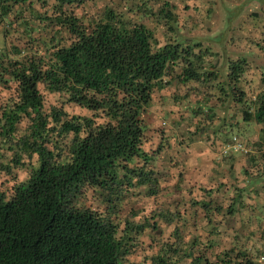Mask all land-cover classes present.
Wrapping results in <instances>:
<instances>
[{
	"label": "trees",
	"instance_id": "16d2710c",
	"mask_svg": "<svg viewBox=\"0 0 264 264\" xmlns=\"http://www.w3.org/2000/svg\"><path fill=\"white\" fill-rule=\"evenodd\" d=\"M181 1L201 19L212 13L200 0ZM179 12L172 0H0V173H26L0 193V264H126L136 249L149 251L138 264H259L257 252L264 259L232 226L245 207L242 190L223 206L215 202L217 189L198 185L199 198L179 210L173 195L188 186L183 170L190 160L164 168L143 149L142 117L180 113L200 89L188 83L212 94L195 102L193 117L180 118L177 129L198 116L208 125L219 121L216 110L204 111L212 95L232 110L229 122L240 114L246 126H260L257 149H264V89L253 94V67L231 61L218 79L213 52L183 36L198 21ZM168 87L176 90L171 101L161 95ZM47 97L54 99L48 108ZM194 127L188 146L208 138L200 120ZM221 133L223 145L235 137L247 150L249 136ZM87 187L101 211L77 203ZM133 192L164 201L141 220L138 212L120 219ZM188 225L195 232H185Z\"/></svg>",
	"mask_w": 264,
	"mask_h": 264
},
{
	"label": "rangeland",
	"instance_id": "374dc122",
	"mask_svg": "<svg viewBox=\"0 0 264 264\" xmlns=\"http://www.w3.org/2000/svg\"><path fill=\"white\" fill-rule=\"evenodd\" d=\"M211 1H213L214 4V13H211L209 18L201 19V17L198 14H194V12L184 11L182 9L183 2L181 0H172L173 4L180 10L179 13L181 15L188 18L192 17L199 23L198 27H195L192 30L183 31L184 38L190 39L192 43L200 42L208 46L213 52V57H216L218 60V67L216 70L221 81H224L225 79V71L227 70L226 68H228V64L231 63V61H236L238 59H248L251 62V67H253L255 71L254 74H260L258 72V65H262L264 62L263 59H259L264 53V23L262 22V19H264V13L262 12L264 11V0ZM211 1L200 0L198 6H200V9L206 10L207 4L211 3ZM249 1H251L252 4L249 5ZM255 2H257L258 5L255 4ZM203 5L205 6V9L202 8ZM91 12H93V9L89 11V13ZM249 23H251L253 27H258V30H248ZM155 32L157 39L162 43L161 30L158 28L155 29ZM247 34L248 37L243 40L242 37ZM4 45L0 33V48L4 47ZM247 49L251 50L247 51ZM251 52L257 53L259 57L254 55V58H252L250 55ZM209 61L212 62V58H209L205 63V66L210 64ZM205 68L211 70L210 68L208 69V66ZM263 68L261 73L262 71L264 73ZM212 70L214 69L212 68ZM258 76L259 75H257V77ZM259 85L264 89L263 83H259ZM197 86L200 87V89L197 91L196 95H190V102L185 103L184 106H182L185 109V106L189 105L186 111L181 109V112L176 113L173 117L166 114L160 116L157 113L147 111L142 117L145 128L143 149L150 154H155L157 160H155L154 164L159 162L164 168H167L170 165L171 160H177L178 162L190 160L186 170H183V180H185V183H187L188 186L185 185V191L176 194V196L175 194L173 195V199L178 203L179 210H185V207L191 203L190 201L192 199L196 197L199 198V193L193 191L198 188V185L205 188L211 187L214 190L217 189L218 192L214 195L215 202H217V204H222L223 206H228L233 201V197L239 193L237 190H242L239 194H241L242 197L241 204L245 205V207L241 208L242 210L235 214L232 220V226L237 232H244L243 238L241 237L240 242H242V244L245 243L248 250H251L252 254H255L256 250L262 249V251H264V149H257L261 137L260 130L257 129L255 123L251 124L249 139L247 138L243 140L247 148V153L234 150L221 155L223 143L216 141L217 139L222 138L220 137L221 135L218 134L222 132V136L225 134V137L228 138L237 134H240L241 136V133H239L240 130L238 129L239 126H243L244 123L241 120V116H238V114L235 121L229 122L230 119H228L227 123L226 118L231 116L232 110L226 109V104L219 106L214 100L215 96L212 95H209L208 100L205 98L207 102L205 101L206 103H203L204 111H207V114H209L211 111L208 109L213 108L216 110V116L221 119L224 118V121L221 119L218 121V119H216L208 125L204 122V116H198L197 120L185 123L181 128L177 129L175 127V122H180L178 121L180 118L192 116L190 107L194 106L195 102H201L206 96L205 94H212L210 91H207V93L204 87ZM259 91L262 90L257 88V84L255 83L252 92L253 94H256ZM175 92L176 90L174 87L166 88L161 92L163 100L168 98L171 101L172 97L176 96ZM185 92V90H181L177 93L181 96ZM53 104L54 99L52 97H47L45 101L46 108ZM80 114L82 113L80 112ZM199 120L201 122V128L205 130V134H207L208 138L205 139L203 138V135H199L197 136V141L194 142L196 144L192 143L188 146L186 141L189 138L190 133L195 130L194 125ZM236 121L240 122V125L235 124L234 122ZM231 123L233 124V128L229 130V125ZM25 125L26 120L22 119L19 127L24 128ZM225 125L227 126L226 128ZM214 130H217L216 134L213 133ZM211 142L214 143L213 147L210 146ZM207 148L209 153H214L213 157L210 159H204L207 154L199 155L200 157H197V153H204ZM8 156L9 153H4L3 160H7ZM196 157L203 162L198 164H196V162L194 163L192 159ZM25 176L26 173L16 170L9 175L6 173H0V193H10L12 186L19 181H23ZM220 183H222L223 186L219 185ZM172 184H174V182H171L168 186H171ZM235 188L236 190H234ZM188 190H190L191 193H197L195 196H189ZM133 193V197L127 198L123 204L120 219L127 214L138 212L137 219L141 220L145 216H150L152 211L160 209V204L164 201L162 195L158 198H147L142 195V193L137 196L136 192ZM77 203L80 206L92 210L101 211L103 209L91 188L88 187L84 189L83 194L80 196ZM161 227L163 232L170 231V229L165 227L164 224H161ZM185 232H195V230L191 225H188L185 228ZM147 255H149L148 250L136 249L133 254L126 257V264H138L142 260V257ZM258 255L259 253L257 252L256 259L259 264H264V259L259 258ZM260 255L264 256V252Z\"/></svg>",
	"mask_w": 264,
	"mask_h": 264
},
{
	"label": "crops",
	"instance_id": "0c3cea01",
	"mask_svg": "<svg viewBox=\"0 0 264 264\" xmlns=\"http://www.w3.org/2000/svg\"><path fill=\"white\" fill-rule=\"evenodd\" d=\"M211 1V0H210ZM250 2V3H249ZM248 3H249V5L250 4H252L251 3V1H249ZM254 3V2H253ZM255 4H257V2H255ZM258 5V4H257ZM213 6H214V4H213V1H211V3H209V4H207V9H209V8H211V10H212V13H214V11H213ZM239 6V5H238ZM202 8H204L205 9V6L203 5L202 6ZM263 10V9H262ZM261 10V11H262ZM263 13H264V11H262ZM262 22L264 23V19H262ZM263 26H264V24H263ZM252 30V31H257L258 30V27H253L252 26V24L251 23H249L248 24V30ZM248 30H247V33H248ZM246 37H248V34L246 35V36H244V37H242V39L243 40H245L246 39ZM251 49H247V51H250ZM250 55L252 56V58H254V55L256 56V57H259L258 55H257V53H253V52H251L250 53ZM216 58V57H215ZM245 58V57H244ZM259 59H263V61H264V53H263V56H261ZM245 60H246V58H245ZM250 65H251V62L247 59L246 60ZM258 67H259V69H258V72L260 73V74H254V76H253V85H255V83L257 84V88H259L260 90H263L262 88H261V86L259 85V83H263V85H264V76H260V75H264V73H263V71H262V73H261V70H262V68L264 67V62L262 63V65H258ZM263 70H264V68H263ZM214 71H216L217 72V70L216 69H214ZM228 73V72H227ZM226 73V71H225V75L227 74ZM256 75V76H255ZM257 75H259L258 77H257ZM217 77H218V79H219V77L220 76H218V72H217ZM256 77H257V79H256ZM205 83V82H204ZM213 84H216L215 82H212ZM212 83H205L207 86L208 85H210V86H212ZM197 85H199V84H192V83H188V87H197ZM260 92V91H259ZM214 95H215V93H214ZM216 97V96H215ZM215 100V99H214ZM216 101V100H215ZM238 116H240V114H238ZM229 117L230 116H228L227 117V119H226V122L228 123V119H229ZM242 118V117H241ZM255 125V124H254ZM257 125V129L258 130H260V126L258 125V124H256ZM239 130H240V133L243 135L244 134V137H246V136H249V132H251V128H250V126H246L245 124L242 126V125H240L239 126ZM224 132V131H223ZM248 138V137H247ZM247 138H245V139H247ZM244 139V140H245ZM249 139V138H248ZM216 141H220V139H217ZM220 143H221V141H220ZM194 144H196V143H194ZM224 146L225 145H222V150H223V148H224ZM194 149V148H193ZM205 154H207V156L206 157H204V159H210L211 157H213L214 156V153H209V151H208V148L207 149H205V152L204 153H201V152H199V153H197V157H200L199 155H205ZM221 155H222V153H221Z\"/></svg>",
	"mask_w": 264,
	"mask_h": 264
},
{
	"label": "built area",
	"instance_id": "2783aa9c",
	"mask_svg": "<svg viewBox=\"0 0 264 264\" xmlns=\"http://www.w3.org/2000/svg\"><path fill=\"white\" fill-rule=\"evenodd\" d=\"M242 151V152H247V150L244 148V146L235 138L232 137L231 141H229L225 147L222 150V154H227L231 151Z\"/></svg>",
	"mask_w": 264,
	"mask_h": 264
}]
</instances>
